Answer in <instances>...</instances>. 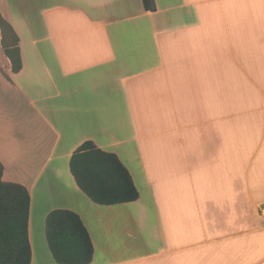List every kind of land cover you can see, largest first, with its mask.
I'll return each mask as SVG.
<instances>
[{
    "label": "crops",
    "instance_id": "obj_1",
    "mask_svg": "<svg viewBox=\"0 0 264 264\" xmlns=\"http://www.w3.org/2000/svg\"><path fill=\"white\" fill-rule=\"evenodd\" d=\"M0 0V160L31 193L32 264H60L48 214L78 212L90 264H264V0ZM86 141L140 192L93 202L71 171Z\"/></svg>",
    "mask_w": 264,
    "mask_h": 264
},
{
    "label": "trees",
    "instance_id": "obj_2",
    "mask_svg": "<svg viewBox=\"0 0 264 264\" xmlns=\"http://www.w3.org/2000/svg\"><path fill=\"white\" fill-rule=\"evenodd\" d=\"M148 11L155 0H142ZM2 45L14 72L23 67L20 36L0 9ZM71 171L78 186L95 203L113 205L140 198L133 177L118 155L83 143L72 155ZM0 160V264H32L30 242L31 193L22 183L5 181ZM46 236L54 259L60 264H90L94 242L81 215L71 209L52 210L46 219Z\"/></svg>",
    "mask_w": 264,
    "mask_h": 264
}]
</instances>
